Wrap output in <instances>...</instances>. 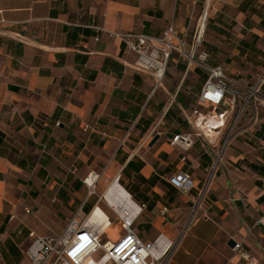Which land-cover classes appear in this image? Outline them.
Listing matches in <instances>:
<instances>
[{
	"label": "crops",
	"instance_id": "0c3cea01",
	"mask_svg": "<svg viewBox=\"0 0 264 264\" xmlns=\"http://www.w3.org/2000/svg\"><path fill=\"white\" fill-rule=\"evenodd\" d=\"M198 15V0H0V264H31V232L61 234L81 207L92 210L83 182L92 171L98 188L120 176L121 192L145 205L135 228L175 243L168 264H249L230 239L264 264L253 219L264 214L263 109L216 168L209 217L183 236L215 157L202 137L187 151L169 141L195 133L188 117L208 73L174 55L156 87L114 35L159 36L175 24L191 38ZM207 18V62L249 88L264 71V0H211ZM180 170L196 180L189 194L169 182Z\"/></svg>",
	"mask_w": 264,
	"mask_h": 264
},
{
	"label": "built area",
	"instance_id": "2783aa9c",
	"mask_svg": "<svg viewBox=\"0 0 264 264\" xmlns=\"http://www.w3.org/2000/svg\"><path fill=\"white\" fill-rule=\"evenodd\" d=\"M96 28L103 30L101 27ZM198 30L193 32L191 42L188 32L180 31L175 24L168 25L159 36L136 32L114 33L136 54L134 68L151 73L156 87L163 85L174 55L187 61L188 66L198 65L208 73L197 107L188 117L195 133H179L169 141L171 145L187 151L193 147L195 136L202 137L215 157L203 186L193 199V211L182 230L184 234L199 219L209 217L206 200L216 176V168L224 160L234 138L241 131L249 132L256 128L260 124V111H264V71L253 85L241 89L222 65L212 66L207 62L209 54L202 50L204 35L200 37ZM249 111L252 112L250 124L239 126ZM120 179V176L116 178L117 181ZM169 179L176 189L186 194L191 193L197 185L195 178L184 170L176 172ZM100 180L101 174L95 171L83 179L89 197L98 193ZM103 200L107 202L104 194L98 203L101 204ZM108 205L115 213L114 219L103 207L107 214H103L101 221H91L96 205L88 213L81 207L61 234L39 235L31 232L32 243L26 250L31 264H168L175 243L170 241L162 244L161 238L145 241L135 228V221L145 205L138 204L140 209L134 216L121 214ZM253 219L254 226L264 228V214ZM113 226L120 228L116 237L109 231ZM154 249L161 251L159 255L153 253ZM233 250L249 264H256L255 258L245 250L243 242L236 241Z\"/></svg>",
	"mask_w": 264,
	"mask_h": 264
},
{
	"label": "bare ground",
	"instance_id": "6f19581e",
	"mask_svg": "<svg viewBox=\"0 0 264 264\" xmlns=\"http://www.w3.org/2000/svg\"><path fill=\"white\" fill-rule=\"evenodd\" d=\"M211 0H208L207 2V9L206 12L203 13L200 22H199V30L200 37L204 35L205 28L207 25V17H208V7L210 5ZM119 181L115 180L113 183L107 188L104 195L106 197L107 202L117 209L118 212L121 214H129L131 216H134L138 209H140L138 206L136 207L120 190ZM127 212V213H126ZM103 214H107L103 207H100L98 204L96 205V211L91 216V221L98 222L101 221ZM110 231V230H109ZM165 239V238H164ZM166 240V239H165ZM163 241V240H161ZM167 241L166 243H168ZM165 243L164 241L162 244ZM163 251V250H162ZM161 251L154 249L153 253L156 255H159Z\"/></svg>",
	"mask_w": 264,
	"mask_h": 264
},
{
	"label": "rangeland",
	"instance_id": "374dc122",
	"mask_svg": "<svg viewBox=\"0 0 264 264\" xmlns=\"http://www.w3.org/2000/svg\"><path fill=\"white\" fill-rule=\"evenodd\" d=\"M182 1H184V0H182ZM191 1H194V0H191ZM206 7H207V0H198L199 15H198V17L194 18L193 21H192V24H191L192 26H191V30H190V31H191V32H190V34H191V38L189 37L190 41L193 39V36H194V33H193V32H195L196 30L199 29V22H200V19H201L203 13L206 11ZM189 24H190V20L188 21V25H189ZM208 29H209V28H208V18H207V25H206L205 31L207 32ZM206 32H204V37H205V33H206ZM189 36H190V35H189ZM251 116H252V112L249 111V112L247 113V116L244 117V118L241 120L239 126H245V125L250 124V122H251ZM112 183H113V181H112V182H105V181H102L101 186H99V188H98V193H97V194H93V195H91L90 198H89V202L91 203L92 208H93L95 205H97V203H98V201H99V199H100V196H102V195L105 193V191L107 190V188H108ZM121 184H122V183H121ZM98 205H99L100 207H104L107 211L110 212L112 218H113V219L115 218V213L111 210V208L109 207V205H108L107 202H105V201L103 200V201H101V204L98 203ZM104 211H105V210H104ZM105 212H106V211H105ZM87 213H88V212H87ZM62 230H63V228H60V229H58V232H62ZM118 232H120V228H119V227L117 228L116 226H113V227L110 229V233H111V235H112L113 237H116ZM182 235L184 236V232H182Z\"/></svg>",
	"mask_w": 264,
	"mask_h": 264
},
{
	"label": "water",
	"instance_id": "95a60500",
	"mask_svg": "<svg viewBox=\"0 0 264 264\" xmlns=\"http://www.w3.org/2000/svg\"><path fill=\"white\" fill-rule=\"evenodd\" d=\"M158 139H159V136L156 135V136L154 137V140L152 141V145H153ZM228 244H229L230 247L234 248L235 245H236V241H235L234 239H230L229 242H228Z\"/></svg>",
	"mask_w": 264,
	"mask_h": 264
},
{
	"label": "trees",
	"instance_id": "16d2710c",
	"mask_svg": "<svg viewBox=\"0 0 264 264\" xmlns=\"http://www.w3.org/2000/svg\"><path fill=\"white\" fill-rule=\"evenodd\" d=\"M84 208H85V206H84Z\"/></svg>",
	"mask_w": 264,
	"mask_h": 264
}]
</instances>
